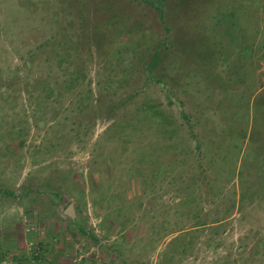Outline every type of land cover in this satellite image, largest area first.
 Wrapping results in <instances>:
<instances>
[{"label":"rangeland","instance_id":"obj_1","mask_svg":"<svg viewBox=\"0 0 264 264\" xmlns=\"http://www.w3.org/2000/svg\"><path fill=\"white\" fill-rule=\"evenodd\" d=\"M0 264H264V0H0Z\"/></svg>","mask_w":264,"mask_h":264},{"label":"water","instance_id":"obj_2","mask_svg":"<svg viewBox=\"0 0 264 264\" xmlns=\"http://www.w3.org/2000/svg\"><path fill=\"white\" fill-rule=\"evenodd\" d=\"M67 214H69L70 216H74V209H73V205L70 204L66 210Z\"/></svg>","mask_w":264,"mask_h":264}]
</instances>
